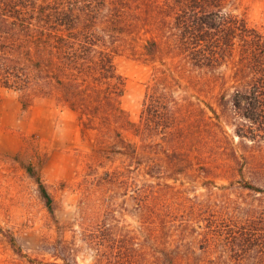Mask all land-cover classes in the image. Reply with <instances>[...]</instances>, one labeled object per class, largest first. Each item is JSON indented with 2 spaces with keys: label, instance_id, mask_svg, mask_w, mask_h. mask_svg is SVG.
<instances>
[{
  "label": "trees",
  "instance_id": "obj_1",
  "mask_svg": "<svg viewBox=\"0 0 264 264\" xmlns=\"http://www.w3.org/2000/svg\"><path fill=\"white\" fill-rule=\"evenodd\" d=\"M236 5L0 0V88L24 109L53 99L92 135L65 225L25 165L56 226L44 264H78L83 250L88 264H264V34ZM123 51L152 69L136 121L121 104L126 79L114 59ZM127 197L143 226L154 219L151 245L121 222ZM0 233L14 245L11 231ZM182 243L199 261L188 263Z\"/></svg>",
  "mask_w": 264,
  "mask_h": 264
},
{
  "label": "rangeland",
  "instance_id": "obj_2",
  "mask_svg": "<svg viewBox=\"0 0 264 264\" xmlns=\"http://www.w3.org/2000/svg\"><path fill=\"white\" fill-rule=\"evenodd\" d=\"M236 11L264 34V0H237ZM114 60L126 79L121 104L130 119L136 121L151 66L129 51L119 53ZM200 102L214 104V101ZM126 136L133 139L130 133ZM91 141V134H80L75 112L67 107L53 99L37 97L24 109L16 92L0 88V227L15 236L13 245L0 233V264H44L51 260L48 242L57 237L56 226L25 165L32 163L39 171L57 202L58 221L65 225L77 208L78 181L90 160ZM120 205L129 209L120 219L133 231L137 243L151 245L152 232L157 228L153 226L154 219L143 226L134 208L135 201L129 197ZM163 232L168 233L166 228ZM63 233L64 238H70L69 231ZM180 247L184 254L193 255L191 262H186L199 261V250L193 254L188 243ZM77 259L78 264L91 261L85 250L80 251Z\"/></svg>",
  "mask_w": 264,
  "mask_h": 264
}]
</instances>
